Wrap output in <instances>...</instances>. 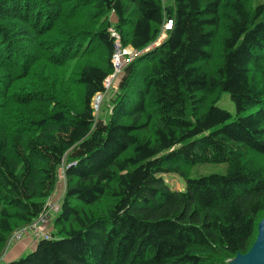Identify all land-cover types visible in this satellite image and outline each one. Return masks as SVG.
<instances>
[{"label": "trees", "instance_id": "obj_1", "mask_svg": "<svg viewBox=\"0 0 264 264\" xmlns=\"http://www.w3.org/2000/svg\"><path fill=\"white\" fill-rule=\"evenodd\" d=\"M117 42L136 53L98 118ZM73 161L55 229L0 264L246 253L264 217V0H0L1 256Z\"/></svg>", "mask_w": 264, "mask_h": 264}, {"label": "rangeland", "instance_id": "obj_2", "mask_svg": "<svg viewBox=\"0 0 264 264\" xmlns=\"http://www.w3.org/2000/svg\"><path fill=\"white\" fill-rule=\"evenodd\" d=\"M163 2L165 3V5H171V3H173V0H163ZM114 16L115 15L112 16L113 21L116 20V17H114ZM125 46H126V49L128 50V52L130 51L129 49L132 48L130 45H125ZM115 83L117 84V82H113L112 86L105 93V97H104V100L102 102L101 109H99L98 111H94L95 115L97 117L99 116L98 118L105 119L111 113L112 101H113V97L115 96L116 89H117ZM218 105L229 110V111H231L232 113H235V111H236L235 104H234L233 100L231 99L230 94L226 91L222 93V95L218 101ZM165 178L173 188L182 189L184 187L183 179L177 174L165 175ZM58 183H61V184H58ZM58 183H57L58 187L56 188L55 193L48 200V209L46 210V216L41 215L39 218L35 219L30 225H25V226H22L19 229H17L19 231L22 230L21 238H11L12 234L15 231H17V230H15L10 235V237H9L5 247H4V250H3L4 254H3V256L0 255V260L4 256H6L7 253L10 252L9 250H11L13 246H16L17 244L23 242L27 238H29V239H31V241L35 242L40 237L45 236L46 233L47 234L52 233V231L55 229V220H56L57 214L59 212V209L61 207V201H62V198L64 196L65 188L67 185L66 173L63 172L61 170V168H60V171L58 174ZM59 186H60V188H59ZM50 201H52V202H50ZM51 208H53V209H51ZM50 209L52 210V212ZM47 216H48V218H47Z\"/></svg>", "mask_w": 264, "mask_h": 264}, {"label": "built area", "instance_id": "obj_3", "mask_svg": "<svg viewBox=\"0 0 264 264\" xmlns=\"http://www.w3.org/2000/svg\"><path fill=\"white\" fill-rule=\"evenodd\" d=\"M171 26H172V20H169L165 24V27H171ZM112 34L116 36L117 38H120V34L114 29H112ZM129 50L130 51L128 52V50L126 49V46H123L121 43L117 42L116 49L113 54L114 72L109 74V76L104 81L107 87V90L112 86V83L115 82L118 73H120L125 63H127L130 60L129 55H131L132 53L133 54L136 53L133 48ZM104 97H105V93L98 92L95 94V96L93 97V101H92V107L94 111H98L101 108ZM74 163L76 162L73 161L66 165H63L61 167V170L65 172L66 168L71 166ZM42 215H46V213H43ZM21 235H22V230L21 231L17 230L12 234L11 238H20ZM45 236H48V234H46Z\"/></svg>", "mask_w": 264, "mask_h": 264}, {"label": "water", "instance_id": "obj_4", "mask_svg": "<svg viewBox=\"0 0 264 264\" xmlns=\"http://www.w3.org/2000/svg\"><path fill=\"white\" fill-rule=\"evenodd\" d=\"M256 238L246 253H237L230 264H264V217L259 221Z\"/></svg>", "mask_w": 264, "mask_h": 264}, {"label": "crops", "instance_id": "obj_5", "mask_svg": "<svg viewBox=\"0 0 264 264\" xmlns=\"http://www.w3.org/2000/svg\"><path fill=\"white\" fill-rule=\"evenodd\" d=\"M33 243L34 242L31 241V239L27 238L23 242L17 244L16 246H13L12 249L9 250L10 252L7 253V255L5 257L7 259H12V258L19 257L20 255H22V254L28 252L29 250H31L32 247H33Z\"/></svg>", "mask_w": 264, "mask_h": 264}, {"label": "bare ground", "instance_id": "obj_6", "mask_svg": "<svg viewBox=\"0 0 264 264\" xmlns=\"http://www.w3.org/2000/svg\"><path fill=\"white\" fill-rule=\"evenodd\" d=\"M112 17V16H111ZM114 17H116V14H115V16ZM112 27V26H111ZM168 28V27H167ZM169 28H171V27H169ZM115 30V29H114ZM113 38H114V36H113ZM162 38L163 37H160L157 41H156V43L158 44V43H160L161 41H162ZM120 41V40H119ZM150 47V46H149ZM132 55H133V53H132ZM130 57V56H129ZM119 77H120V75H119ZM116 84V83H115ZM104 87H105V90H103V91H99V92H102V93H106V91H107V87H106V85H105V82H104ZM98 93V92H97ZM101 109V108H100ZM98 114V113H97ZM99 117V116H98ZM63 161H65V159L63 160ZM67 161V160H66ZM67 163H69V162H66V164ZM65 164V165H66ZM59 174V173H58ZM61 174V173H60ZM64 176V175H63ZM64 178V177H63ZM58 184H61V183H58ZM65 186V185H64ZM57 187H58V185H57ZM59 188H60V186H59ZM50 202H52V201H50ZM51 209H53V208H51ZM50 209V210H51ZM49 210V211H50ZM45 212V211H44ZM51 212H52V210H51ZM41 216V215H40ZM46 216V215H45ZM50 216V215H49ZM39 218V217H38ZM47 218H48V216H47ZM49 220V219H48ZM51 220V219H50ZM38 223V222H37ZM31 224V223H30ZM29 224V225H30ZM36 224V223H35ZM30 228V227H29ZM37 228V227H36ZM33 229V228H32ZM25 230V229H24ZM40 230V229H39ZM32 231V230H31ZM37 232V231H36ZM49 233V232H48ZM42 234V233H41ZM47 234V233H46ZM22 236V235H21ZM38 236V235H37ZM21 238V237H20ZM4 260V259H3ZM7 260V259H6Z\"/></svg>", "mask_w": 264, "mask_h": 264}]
</instances>
